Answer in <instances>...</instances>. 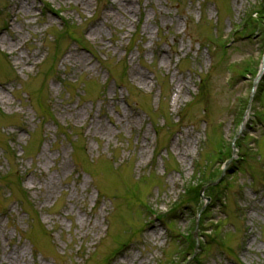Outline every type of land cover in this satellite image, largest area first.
Segmentation results:
<instances>
[{"label": "rangeland", "instance_id": "rangeland-1", "mask_svg": "<svg viewBox=\"0 0 264 264\" xmlns=\"http://www.w3.org/2000/svg\"><path fill=\"white\" fill-rule=\"evenodd\" d=\"M258 1L0 0V264L187 257L198 205L175 201L201 166L229 176L188 264H264V85L230 161L208 136L236 138L264 42L232 31Z\"/></svg>", "mask_w": 264, "mask_h": 264}, {"label": "trees", "instance_id": "trees-1", "mask_svg": "<svg viewBox=\"0 0 264 264\" xmlns=\"http://www.w3.org/2000/svg\"><path fill=\"white\" fill-rule=\"evenodd\" d=\"M68 25H65V29L67 28ZM260 29L261 28V32L263 31L264 29V0H261V2L253 9L251 10V12L248 14V18L247 20L245 21V24L243 26V30H242V33L241 34H244V32H246L247 30H250V34H252L255 29L257 28ZM71 31V28H67V32L69 33ZM72 33V32H71ZM217 37L214 36V39H216ZM212 41H208V46L212 49V47L214 46V44L211 43ZM226 44H222V49L225 50L226 49ZM251 63L249 61H246L245 64L242 66L244 69H243V73L246 72L247 70V67L250 65ZM52 68H49L48 69V72L45 73L46 75H49L50 72L52 71L51 70ZM203 80V79H202ZM264 76H263V79L260 81L258 87H257V92L256 94L260 91V89L263 87L264 85ZM202 83V82H201ZM43 86H41L40 88L42 89ZM244 109V107H243ZM254 117L256 119V122L259 123V124H264V113H257L256 111L254 112ZM241 120V115L237 118V122L239 123ZM219 138V137H218ZM211 139H213L211 137ZM214 141L216 143V147L217 149L219 150V152H221V147L223 146V141L217 139V137H214ZM237 143V142H236ZM227 155H226V159L230 157V153H231V147L228 146L227 147ZM243 157L242 155L238 156L236 158V160H242ZM204 162L208 163L207 159L204 158L203 159ZM235 160V161H236ZM234 161V162H235ZM232 168L235 167V165H232L231 166ZM237 167V165H236ZM201 168L203 170H207L206 166H201ZM201 168H199V174L201 176V179L194 185V184H191L186 192H185V197H184V202H191V203H195L199 206V202H200V197H199V190H200V187L205 184V183H209L213 180H215L221 173V169L217 168V169H212V170H208L207 173H202L201 174ZM228 170H231V168H229ZM228 173H226L225 175V180H222V182L220 184H218L217 186H212V185H208L206 187V190H205V195L209 196L211 198V203L215 202V201H221L222 204H224V194L221 193V191H223V187H226L227 188V185L226 183L222 186V183L223 182H227L228 181ZM224 193V192H223ZM205 212L203 214L200 215V218H199V230H200V236L201 237H204L205 236V233L203 232L205 229L202 227V224H203V216H205ZM194 228V226H193ZM217 229L216 226L214 229H212L213 231L210 230V233H214L215 235H217V231L215 230ZM193 230V229H192ZM190 240L189 242L187 243V246L189 248V251L190 254L193 252V247L195 245V241L192 237V234H190ZM210 244L207 242H203L201 241L200 242V245H199V253L195 256L194 258V261L195 262H199L200 261V255L201 253L204 251L205 247ZM221 248L222 246L219 245ZM229 249V248H228ZM169 264H173V263H169Z\"/></svg>", "mask_w": 264, "mask_h": 264}, {"label": "bare ground", "instance_id": "bare-ground-1", "mask_svg": "<svg viewBox=\"0 0 264 264\" xmlns=\"http://www.w3.org/2000/svg\"><path fill=\"white\" fill-rule=\"evenodd\" d=\"M121 1V4H122V7L124 8V9H129L130 8V3H129V0H120ZM19 59H20V61H24V62H26V60L24 59H22V57L21 56H19ZM144 145H142V147H143ZM140 153H141V151H140ZM155 231V230H154ZM153 231V233L155 234V232ZM159 234H156V236H158Z\"/></svg>", "mask_w": 264, "mask_h": 264}, {"label": "water", "instance_id": "water-1", "mask_svg": "<svg viewBox=\"0 0 264 264\" xmlns=\"http://www.w3.org/2000/svg\"><path fill=\"white\" fill-rule=\"evenodd\" d=\"M264 65V61H262V66ZM261 74V73H260ZM260 77V75L256 78V80H255V84H256V82H257V80H258V78ZM243 127V124L241 125V128ZM202 191H203V188L201 189V193H202ZM194 236L196 237V232L194 233Z\"/></svg>", "mask_w": 264, "mask_h": 264}]
</instances>
